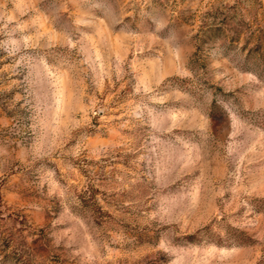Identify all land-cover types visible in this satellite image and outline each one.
Returning <instances> with one entry per match:
<instances>
[{
    "label": "rangeland",
    "instance_id": "obj_1",
    "mask_svg": "<svg viewBox=\"0 0 264 264\" xmlns=\"http://www.w3.org/2000/svg\"><path fill=\"white\" fill-rule=\"evenodd\" d=\"M0 196L22 264H264V0H0Z\"/></svg>",
    "mask_w": 264,
    "mask_h": 264
},
{
    "label": "trees",
    "instance_id": "obj_2",
    "mask_svg": "<svg viewBox=\"0 0 264 264\" xmlns=\"http://www.w3.org/2000/svg\"><path fill=\"white\" fill-rule=\"evenodd\" d=\"M1 202L2 200L0 196V203ZM3 241L6 242V244H3ZM1 242L2 243H0V251L3 252L4 256L7 257L11 264H22L23 262H25L26 259L23 257L21 251L15 246V239L7 238L2 240Z\"/></svg>",
    "mask_w": 264,
    "mask_h": 264
}]
</instances>
